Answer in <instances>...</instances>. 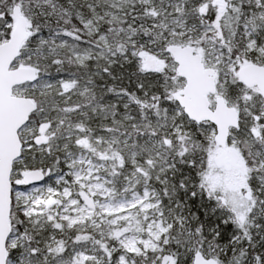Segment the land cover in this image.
Segmentation results:
<instances>
[{
	"label": "snow or ice",
	"instance_id": "1",
	"mask_svg": "<svg viewBox=\"0 0 264 264\" xmlns=\"http://www.w3.org/2000/svg\"><path fill=\"white\" fill-rule=\"evenodd\" d=\"M0 264H264V0H0Z\"/></svg>",
	"mask_w": 264,
	"mask_h": 264
}]
</instances>
